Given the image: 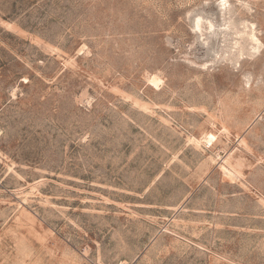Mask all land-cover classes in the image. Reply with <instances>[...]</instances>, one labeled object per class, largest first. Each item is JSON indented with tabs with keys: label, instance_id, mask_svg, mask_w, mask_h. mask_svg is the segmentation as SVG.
I'll list each match as a JSON object with an SVG mask.
<instances>
[{
	"label": "rangeland",
	"instance_id": "374dc122",
	"mask_svg": "<svg viewBox=\"0 0 264 264\" xmlns=\"http://www.w3.org/2000/svg\"><path fill=\"white\" fill-rule=\"evenodd\" d=\"M0 264H264V0H0Z\"/></svg>",
	"mask_w": 264,
	"mask_h": 264
},
{
	"label": "bare ground",
	"instance_id": "6f19581e",
	"mask_svg": "<svg viewBox=\"0 0 264 264\" xmlns=\"http://www.w3.org/2000/svg\"><path fill=\"white\" fill-rule=\"evenodd\" d=\"M196 23V22H195ZM198 23V22H197ZM152 81L153 82H156L157 81V79L156 78H152ZM212 139H213V135L212 134H209L207 137H205V139H204V143L205 144H208V143H210L211 141H212Z\"/></svg>",
	"mask_w": 264,
	"mask_h": 264
}]
</instances>
